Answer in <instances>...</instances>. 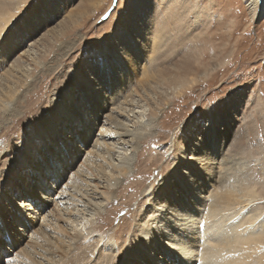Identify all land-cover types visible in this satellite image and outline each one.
<instances>
[{
	"label": "rangeland",
	"instance_id": "obj_1",
	"mask_svg": "<svg viewBox=\"0 0 264 264\" xmlns=\"http://www.w3.org/2000/svg\"><path fill=\"white\" fill-rule=\"evenodd\" d=\"M248 1L0 0V10L12 16L0 35V87L14 98L7 114L0 111V187L30 129L47 119L55 102H67L63 90L69 89L80 106L95 102L89 87L87 97L83 80H88L98 92H111L115 100L110 107H143V119L151 120L134 151L131 171L118 177L110 199L89 191L94 200L105 203L91 232L116 240L112 264H118L129 243L139 237L137 226L149 213L157 181L178 166L188 137L207 145L212 131L220 151L213 159L219 153L241 161L230 179L240 187L254 185L261 197L257 210L264 213V14L252 17ZM27 50L33 59L26 56ZM127 50L134 60L135 92L117 90L123 73L120 54ZM94 105L99 107L98 102ZM102 112L99 118L104 121ZM83 152L78 166L66 172L63 185L80 167L85 171L86 166H80ZM76 179L84 189V176ZM149 184L155 189L145 188ZM73 195V202L82 204L80 196ZM46 208L47 214L54 204ZM12 231L14 252L31 244L15 227ZM82 256L86 264L89 257Z\"/></svg>",
	"mask_w": 264,
	"mask_h": 264
},
{
	"label": "bare ground",
	"instance_id": "obj_2",
	"mask_svg": "<svg viewBox=\"0 0 264 264\" xmlns=\"http://www.w3.org/2000/svg\"><path fill=\"white\" fill-rule=\"evenodd\" d=\"M248 6L252 17L264 14V0H249ZM2 10L0 35L12 17L9 11ZM24 53L33 59L31 51ZM120 56L123 73L117 90L135 92L131 86L132 78L137 79L131 71L132 53L127 50ZM83 81L87 97H91L89 87L99 107L91 101L84 108L69 89L63 90L67 102H55L47 119L30 129L17 160L6 172L0 187L3 247L12 252L6 264H82V253L89 257L86 264H112L115 257L116 240L91 232L105 203L94 200L89 191L110 199L118 177L131 171L134 151L151 120L143 119V107H110L111 100H115L111 92L104 94L100 88V93L88 80ZM9 91L0 87V111L6 114L14 99ZM99 111L105 113L104 121L100 120ZM112 111H117L119 117L125 115L136 126L117 119ZM188 138L189 146L180 151L178 166L169 177L157 181L155 194L148 202L149 216H141L139 237L129 243L118 264H264V213L257 210L256 204L261 197L254 185L243 183L240 187L230 179V172L237 170L241 161L219 153L213 159L220 151L212 131L207 145L197 137ZM82 151L85 158L80 166L84 164L85 171L80 167L77 175L63 185L66 172L76 165ZM80 175L84 176V189L76 183ZM150 187L151 184L145 188ZM73 193L80 196L78 201L82 204L73 202ZM54 195L56 199L52 198ZM51 202L54 208L46 214ZM22 204L27 207L21 208ZM76 205L83 208H75ZM145 216L150 217L148 222ZM54 218L62 224L53 222ZM11 226L25 234L31 244L14 252L11 239L15 233ZM81 242L85 245L77 247Z\"/></svg>",
	"mask_w": 264,
	"mask_h": 264
},
{
	"label": "snow or ice",
	"instance_id": "obj_3",
	"mask_svg": "<svg viewBox=\"0 0 264 264\" xmlns=\"http://www.w3.org/2000/svg\"><path fill=\"white\" fill-rule=\"evenodd\" d=\"M195 161V157L193 158ZM27 205H21V208H26ZM3 228L0 227V264H6V258L12 255V252L3 247L2 239Z\"/></svg>",
	"mask_w": 264,
	"mask_h": 264
}]
</instances>
